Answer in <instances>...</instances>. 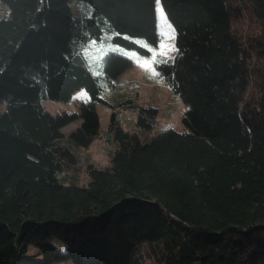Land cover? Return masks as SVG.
<instances>
[{
    "label": "trees",
    "instance_id": "16d2710c",
    "mask_svg": "<svg viewBox=\"0 0 264 264\" xmlns=\"http://www.w3.org/2000/svg\"><path fill=\"white\" fill-rule=\"evenodd\" d=\"M161 3L177 53L157 68L186 130L150 137L157 107L115 95L124 60L93 46L150 56L156 0H0V264H264V0ZM82 88L76 111L45 105ZM100 135L103 167L84 152Z\"/></svg>",
    "mask_w": 264,
    "mask_h": 264
},
{
    "label": "rangeland",
    "instance_id": "374dc122",
    "mask_svg": "<svg viewBox=\"0 0 264 264\" xmlns=\"http://www.w3.org/2000/svg\"><path fill=\"white\" fill-rule=\"evenodd\" d=\"M157 23L160 34L158 45L151 46V55L146 56L140 54L136 50H130L116 44H108L106 41L95 43L93 50L94 55H102L109 51H116L124 60L120 63L114 72L115 80L119 84L115 95L120 96H135V106H155L157 107V116L155 126L148 132V136L153 137L165 128H173L178 131L186 130V125L183 117L186 112V104L181 97L173 91V89L164 80L160 74L157 64L166 59L173 58L177 53L175 43V30L172 23L169 21L167 14L162 6L161 0H156ZM245 19V16H244ZM253 19L249 18V20ZM247 17L244 20L247 24ZM253 22V20H251ZM244 26L239 27L245 30ZM241 30V31H242ZM142 45L146 42L139 40ZM148 62L147 65L145 62ZM108 97L113 94L107 93ZM89 98V94L85 88L77 90L69 102H57L48 100L45 102L47 108L53 112L61 111H76L82 100ZM4 108V103L0 102V109ZM118 116L122 120L124 127L130 130H137L138 113L134 108L123 107L118 104ZM97 110L100 116V129L106 131L108 129L113 109L108 105L98 103ZM81 124V119H77L63 127V132L68 135ZM102 134V133H100ZM114 151V145L102 138L95 139L91 145L84 151L90 155L91 160L99 166H107L110 162V154ZM78 176L81 183H85L88 176L86 164L80 162L78 164ZM30 253H38V250L29 247ZM72 261L60 264H71Z\"/></svg>",
    "mask_w": 264,
    "mask_h": 264
},
{
    "label": "snow or ice",
    "instance_id": "6c2138e0",
    "mask_svg": "<svg viewBox=\"0 0 264 264\" xmlns=\"http://www.w3.org/2000/svg\"><path fill=\"white\" fill-rule=\"evenodd\" d=\"M147 63H148V62L146 61L145 64L147 65Z\"/></svg>",
    "mask_w": 264,
    "mask_h": 264
}]
</instances>
